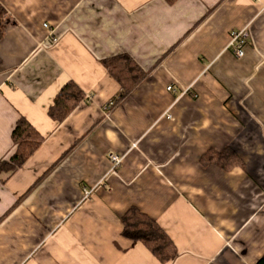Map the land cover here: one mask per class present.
Returning a JSON list of instances; mask_svg holds the SVG:
<instances>
[{
    "label": "crops",
    "instance_id": "0c3cea01",
    "mask_svg": "<svg viewBox=\"0 0 264 264\" xmlns=\"http://www.w3.org/2000/svg\"><path fill=\"white\" fill-rule=\"evenodd\" d=\"M0 4V162L19 118L44 138L0 173V264H162L122 237L130 208L174 242L166 264L264 255V0ZM246 27L238 59L230 33ZM122 54L146 77L114 104L121 89L101 61ZM68 82L84 99L57 123L47 111ZM226 149L241 165L206 160Z\"/></svg>",
    "mask_w": 264,
    "mask_h": 264
},
{
    "label": "trees",
    "instance_id": "16d2710c",
    "mask_svg": "<svg viewBox=\"0 0 264 264\" xmlns=\"http://www.w3.org/2000/svg\"><path fill=\"white\" fill-rule=\"evenodd\" d=\"M164 1L167 4H172L176 0ZM5 17L6 11L0 4V39L5 27ZM101 63L121 89L114 104L124 99L146 77V73L125 54L106 58ZM83 99V92L74 83L68 82L54 97L47 115L52 121L60 123L72 113ZM11 141L15 147L14 153L8 160L0 162V173L7 174V176L24 165L28 158L40 147L44 138L22 117L15 123L11 132ZM206 160L225 171L241 165L240 160L228 149L221 153L210 152L207 154ZM121 224L122 237L126 240L141 243L160 263L166 264L177 258V248L167 233L138 209L130 208L121 217ZM255 264H264V255Z\"/></svg>",
    "mask_w": 264,
    "mask_h": 264
},
{
    "label": "built area",
    "instance_id": "2783aa9c",
    "mask_svg": "<svg viewBox=\"0 0 264 264\" xmlns=\"http://www.w3.org/2000/svg\"><path fill=\"white\" fill-rule=\"evenodd\" d=\"M44 27L47 28V25L45 24ZM247 38H248L247 27L238 31H232L230 33L229 47L231 48L234 56L238 59H241L244 56V46ZM52 41H53L52 43H56L57 39L55 38ZM166 90L171 91L172 90L171 86L167 87ZM109 160L112 163L113 168H116L121 162L120 157L114 154L109 155ZM83 193L85 198H88L91 195V191L89 190H83Z\"/></svg>",
    "mask_w": 264,
    "mask_h": 264
},
{
    "label": "rangeland",
    "instance_id": "374dc122",
    "mask_svg": "<svg viewBox=\"0 0 264 264\" xmlns=\"http://www.w3.org/2000/svg\"><path fill=\"white\" fill-rule=\"evenodd\" d=\"M50 40H53V38L52 39H50ZM53 41H51V43H52ZM91 193H92V191H91Z\"/></svg>",
    "mask_w": 264,
    "mask_h": 264
}]
</instances>
